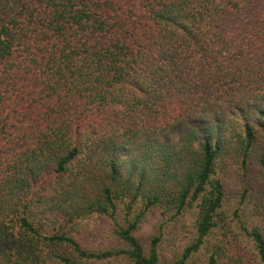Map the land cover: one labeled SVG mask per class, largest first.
Returning a JSON list of instances; mask_svg holds the SVG:
<instances>
[{"label":"trees","instance_id":"1","mask_svg":"<svg viewBox=\"0 0 264 264\" xmlns=\"http://www.w3.org/2000/svg\"><path fill=\"white\" fill-rule=\"evenodd\" d=\"M0 264H264V0H0Z\"/></svg>","mask_w":264,"mask_h":264},{"label":"rangeland","instance_id":"2","mask_svg":"<svg viewBox=\"0 0 264 264\" xmlns=\"http://www.w3.org/2000/svg\"><path fill=\"white\" fill-rule=\"evenodd\" d=\"M95 233L97 235L93 234L90 240L91 246L97 247V248H107V247H113V246H123V242L112 233V231L109 228V225L106 221L103 222L102 225H100V229L97 230Z\"/></svg>","mask_w":264,"mask_h":264}]
</instances>
